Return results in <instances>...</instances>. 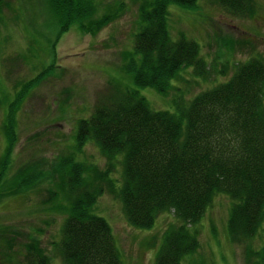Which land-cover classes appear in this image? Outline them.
Returning a JSON list of instances; mask_svg holds the SVG:
<instances>
[{
  "label": "trees",
  "instance_id": "1",
  "mask_svg": "<svg viewBox=\"0 0 264 264\" xmlns=\"http://www.w3.org/2000/svg\"><path fill=\"white\" fill-rule=\"evenodd\" d=\"M47 1L60 34L72 26L96 32L126 11L119 2L103 10L101 0ZM210 1L235 15L252 16L257 9V0ZM172 3L194 9L198 0H142L134 51L125 64L138 86L165 95L173 90L172 109H155L138 88L117 83L89 117L78 120L75 151L59 155L49 169L42 157L8 177L19 141L15 113L38 80L23 83L12 99L3 101L8 110L0 191L16 196L24 188L50 184L44 209L65 214L61 235L52 241L63 264H125L111 223L95 212L105 192L122 202L136 227L151 228L161 213L174 210L177 222L168 226L155 264H206L195 225L220 193L232 200L227 225L232 241L264 235V56L231 61L234 70L228 79L216 77L210 87L186 97L192 81L183 71L191 69L195 79L208 81L211 63L198 41L184 33L172 37ZM5 6L11 7L10 2L0 0V12ZM97 12L101 17L94 19ZM181 78L185 88L179 85ZM88 142L105 155L103 168L76 157ZM20 229L0 224L2 264H54L55 257L41 242L45 228L31 227L28 242L20 241ZM247 256L251 264H264V246L249 248Z\"/></svg>",
  "mask_w": 264,
  "mask_h": 264
},
{
  "label": "rangeland",
  "instance_id": "2",
  "mask_svg": "<svg viewBox=\"0 0 264 264\" xmlns=\"http://www.w3.org/2000/svg\"><path fill=\"white\" fill-rule=\"evenodd\" d=\"M7 1L11 7L5 6L0 12V160L4 159L6 147L8 110L3 101L12 99L23 83L38 80L15 113L19 141L11 154L8 177L18 167L42 157L47 158L44 166L49 169L59 155L75 151L78 120L89 117L114 93L117 83L127 89L138 88L155 109L173 108V90L165 95L153 87H140L125 66L134 51L142 0H101L103 10L115 7L117 2L127 9L96 32L85 33L72 26L61 34L59 24L49 16L47 0ZM98 17L101 13L97 12L93 18ZM168 23L173 38L184 33L195 39L211 63L212 79L208 81L195 79L191 69L183 71V77L192 81L186 97L210 87L217 82L216 77L220 81L228 79L234 70L231 61L264 56V0H257L252 16L235 15L210 0H200L194 9L172 3ZM224 64L230 66L225 68ZM179 85L185 88L183 78ZM76 157L102 168L107 161L93 142L76 151ZM118 168L114 176L119 180L121 167ZM49 187V183L33 191L27 187L14 197L0 191V224L22 228V242L29 241L31 227L43 226V246L55 257L54 264H63L52 241L61 235L65 214L44 209L51 196ZM231 205L227 194H217L195 225L201 240L199 254L207 257L206 264H251L254 261L247 256V250L264 246L261 234L243 242L232 241L227 231ZM95 212L111 223L125 264H155L168 226L177 222L174 210H170L161 213L151 228L133 226L122 202L109 192L100 197ZM1 254L0 264L5 257Z\"/></svg>",
  "mask_w": 264,
  "mask_h": 264
}]
</instances>
